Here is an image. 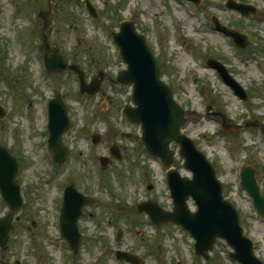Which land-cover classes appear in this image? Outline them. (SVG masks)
Instances as JSON below:
<instances>
[{
	"label": "rangeland",
	"instance_id": "obj_1",
	"mask_svg": "<svg viewBox=\"0 0 264 264\" xmlns=\"http://www.w3.org/2000/svg\"><path fill=\"white\" fill-rule=\"evenodd\" d=\"M89 1L96 19L90 17L83 0H53L48 35L67 64H77L85 72L87 83L98 72L105 73L96 96L80 94L76 77L68 72L45 74L38 44L39 14L47 10V0H0V106L5 111L0 118V145L19 162L24 200L6 248L0 250V264H127L116 261V251L134 254L142 264H237L223 241H216L208 259L202 260L195 257L187 232L169 224L151 226L148 217L137 211L147 200L164 210H171L172 204L166 169L145 152L139 126L122 115L131 105V88L115 81L125 66L112 34L125 20L146 37L163 81L187 113L184 132L213 164L225 199L234 204L245 234L264 263V220L239 188V170L244 165L255 169L264 194V0H233L253 7V14L246 17L228 10L229 0H200L198 6L189 0ZM211 17L245 35L244 47L235 48L230 38L215 31ZM211 59L224 65L245 90L247 103L205 65ZM55 92L60 93L71 120L63 136L69 159L59 167L52 165L45 149L46 107ZM212 113L226 116L241 129L221 131L220 120ZM246 121L259 124L247 128ZM92 134L101 136L95 147L90 142ZM112 143L120 146L122 159L100 169L93 158L108 156ZM171 149L174 168L189 178L177 148ZM68 185L95 197L94 206L84 209L79 223L84 238L76 254L67 249L58 228L61 197ZM189 207L194 210L192 203ZM7 213L0 197V218ZM118 231L121 236L116 241Z\"/></svg>",
	"mask_w": 264,
	"mask_h": 264
},
{
	"label": "water",
	"instance_id": "obj_2",
	"mask_svg": "<svg viewBox=\"0 0 264 264\" xmlns=\"http://www.w3.org/2000/svg\"><path fill=\"white\" fill-rule=\"evenodd\" d=\"M199 3V0H191ZM51 2L47 1L48 10L41 12L42 33L40 48L44 53V66L48 74H59L67 68L78 76L81 93L95 95L100 91L104 75L99 73L98 78L86 84L84 72L77 66L67 67L59 49L50 46L47 32L52 26L53 13ZM86 8L92 17H96V11L85 0ZM228 9L247 16L250 7L229 1ZM213 22L218 31L233 38L235 44L244 47L245 37L241 34L222 27L216 19ZM115 45L119 49V55L126 70L119 72L117 83L132 86L133 107H126L123 115L131 122L140 124L142 129L141 141L147 153L159 158L166 168L173 164L174 154L170 151V145L174 143L179 147V156L184 161V168L192 173V179L182 178L176 170L167 173V182L173 199L171 212L163 211L153 202H144L139 207L140 212L149 216L155 226L173 224L187 231L194 239L195 255L207 258L212 251L217 239L224 240L233 250L231 259L239 264H263L254 253L252 241L244 235L239 224V216L235 207L225 201L222 195V187L216 177L212 164L206 156L197 149L196 144L182 133L186 124L185 112L174 102L171 89L161 80L160 70L155 57L147 45L146 39L136 31L131 21H124L119 26V32L113 34ZM207 64L216 69L220 77L244 102L248 98L243 89L233 81L228 71L217 61L210 60ZM5 115L0 108V118ZM223 129L229 130L225 116H220ZM69 128L66 106L61 102L59 95L50 103L48 109V145L47 150L54 165H61L67 158V149L61 144V137ZM234 128H239L235 127ZM95 143L99 138L95 137ZM110 154L119 159L118 153L110 149ZM102 166L107 164L101 160ZM18 163L4 146H0V195L3 204L8 206L9 213L0 219V249L4 250L11 230L12 220L18 210L21 209L23 200L20 193V185L17 180ZM240 188L245 190L252 199L253 206L259 217L264 219V195L255 179V170L243 166L240 171ZM192 199L197 211L191 213L187 202ZM93 199L84 197L73 186L64 190L62 205L60 208L59 230L61 238L68 248L76 253L79 249L82 237L77 228L81 210L85 206H92ZM120 232L116 237L119 241ZM118 260L130 264H141V260L129 253L117 252ZM19 264V263H16Z\"/></svg>",
	"mask_w": 264,
	"mask_h": 264
}]
</instances>
